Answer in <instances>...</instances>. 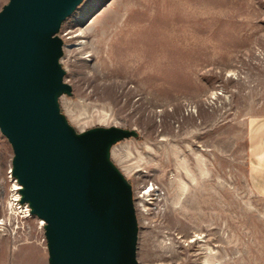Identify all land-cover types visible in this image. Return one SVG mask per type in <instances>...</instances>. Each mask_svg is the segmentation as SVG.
I'll use <instances>...</instances> for the list:
<instances>
[{"label":"rangeland","instance_id":"rangeland-1","mask_svg":"<svg viewBox=\"0 0 264 264\" xmlns=\"http://www.w3.org/2000/svg\"><path fill=\"white\" fill-rule=\"evenodd\" d=\"M9 0H0V11ZM78 132L134 130L112 148L132 185L139 264H264L251 127L264 120V0H84L62 24ZM0 131V264H49Z\"/></svg>","mask_w":264,"mask_h":264},{"label":"water","instance_id":"water-1","mask_svg":"<svg viewBox=\"0 0 264 264\" xmlns=\"http://www.w3.org/2000/svg\"><path fill=\"white\" fill-rule=\"evenodd\" d=\"M83 1L9 0L0 11V131L20 202L45 223L49 264H139L133 188L111 157L138 133L78 132L60 107L73 88L59 33Z\"/></svg>","mask_w":264,"mask_h":264},{"label":"crops","instance_id":"crops-1","mask_svg":"<svg viewBox=\"0 0 264 264\" xmlns=\"http://www.w3.org/2000/svg\"><path fill=\"white\" fill-rule=\"evenodd\" d=\"M251 184L264 195V120H256L251 127Z\"/></svg>","mask_w":264,"mask_h":264},{"label":"built area","instance_id":"built-area-1","mask_svg":"<svg viewBox=\"0 0 264 264\" xmlns=\"http://www.w3.org/2000/svg\"><path fill=\"white\" fill-rule=\"evenodd\" d=\"M16 181V180H15ZM17 183V182H15ZM18 184V183H17ZM16 191H19V189H16ZM21 196L18 194L16 197H14L11 202L8 204L9 207V213L14 214L16 216H20L21 219H28L31 218V209L27 204H21L20 202ZM40 227H44L45 223L44 221L38 220ZM0 225H2L0 223Z\"/></svg>","mask_w":264,"mask_h":264},{"label":"bare ground","instance_id":"bare-ground-1","mask_svg":"<svg viewBox=\"0 0 264 264\" xmlns=\"http://www.w3.org/2000/svg\"><path fill=\"white\" fill-rule=\"evenodd\" d=\"M15 189H20L19 184L15 183Z\"/></svg>","mask_w":264,"mask_h":264}]
</instances>
